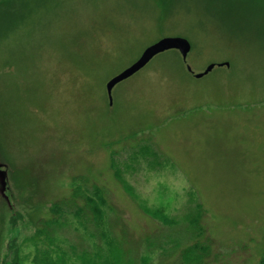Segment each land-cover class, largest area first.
I'll return each instance as SVG.
<instances>
[{
  "label": "rangeland",
  "instance_id": "rangeland-1",
  "mask_svg": "<svg viewBox=\"0 0 264 264\" xmlns=\"http://www.w3.org/2000/svg\"><path fill=\"white\" fill-rule=\"evenodd\" d=\"M163 37L186 60L155 55L109 102ZM0 161V262L32 264L37 240L78 264L104 233L123 264H259L264 0H0ZM74 177L102 190L103 233Z\"/></svg>",
  "mask_w": 264,
  "mask_h": 264
},
{
  "label": "trees",
  "instance_id": "trees-1",
  "mask_svg": "<svg viewBox=\"0 0 264 264\" xmlns=\"http://www.w3.org/2000/svg\"><path fill=\"white\" fill-rule=\"evenodd\" d=\"M186 71L190 72L188 70ZM145 151H148V149H145ZM113 154L114 152H110L111 156ZM110 161H111V168L113 169V174L115 178L120 180L121 175L114 164V160L111 158ZM73 181L75 186L71 192L72 198L76 199L80 197L81 199L83 198L85 201V205L77 207V211H79V209L80 211H82V208H87L90 211V216L92 217L93 222L98 228H100L101 233H103L104 217H105L103 206L106 204V200L103 196L102 190L94 186L91 193H89L88 189H82L80 185L81 183L80 177H74ZM124 188L126 191L131 192V189H129L128 185L124 184ZM73 199L72 202L75 204ZM51 209H53V211L56 210L60 213L58 203H54L51 206ZM151 213H153L154 217L163 219V221H167V218L164 215L159 214L157 210L151 211ZM58 215L55 219L47 218L44 222H42L43 225H47L50 222L56 223L57 221L60 220L59 217H61V214ZM79 224L83 225L82 221H79ZM44 232H45L44 228H40L37 235L39 236L40 234L43 235ZM103 238H104V242L101 245L95 244L93 250L80 252V254L76 256V261L78 262V264H123V258L121 255L122 253L118 242L110 237H106L104 233H103ZM33 244L35 245V250L31 258L32 264H70L66 260L65 254L63 253L53 254L51 249H49V247L39 246V242L37 240H34ZM0 264H26V263H24L23 257L19 254V251L15 250L12 258L10 259L5 258L0 262ZM259 264H264V250L262 252V256L260 258Z\"/></svg>",
  "mask_w": 264,
  "mask_h": 264
},
{
  "label": "water",
  "instance_id": "water-1",
  "mask_svg": "<svg viewBox=\"0 0 264 264\" xmlns=\"http://www.w3.org/2000/svg\"><path fill=\"white\" fill-rule=\"evenodd\" d=\"M177 50L183 60H186L187 54L190 50V43L187 39L183 37H163L156 42L152 43L151 45L147 46L143 49L140 56L131 63L128 67L124 70L116 74L115 76L111 77L105 83V90L111 102V91L116 83L128 78L129 76L136 73L139 69H141L144 65H146L155 55L165 51V50ZM228 65L227 63H220L219 65ZM214 64H210L206 67V69L201 73H195L194 76L199 78L204 74L208 73ZM188 71H192L191 68L187 65L186 66ZM3 163L0 161V195L5 197L4 189H5V173L1 170Z\"/></svg>",
  "mask_w": 264,
  "mask_h": 264
}]
</instances>
